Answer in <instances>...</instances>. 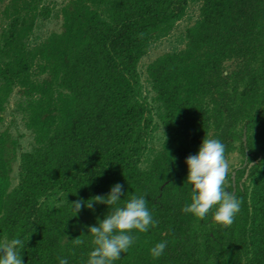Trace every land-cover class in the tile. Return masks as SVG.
<instances>
[{"label":"trees","instance_id":"1","mask_svg":"<svg viewBox=\"0 0 264 264\" xmlns=\"http://www.w3.org/2000/svg\"><path fill=\"white\" fill-rule=\"evenodd\" d=\"M191 2L200 8L184 46L146 67L148 100L139 62ZM59 13L60 29L31 44L50 4L9 0L2 11L0 120L19 88L33 143L21 151L0 132V243L22 238L23 264H86L88 230L108 206L75 215L71 203L119 183L121 204L143 195L157 223L115 264H264V0H67ZM229 60L238 65L227 74ZM204 137L221 140L226 158L237 149L242 157L224 184L241 201L227 227L215 209L203 221L182 210L191 193L185 161ZM162 240L165 253L153 259Z\"/></svg>","mask_w":264,"mask_h":264},{"label":"clouds","instance_id":"2","mask_svg":"<svg viewBox=\"0 0 264 264\" xmlns=\"http://www.w3.org/2000/svg\"><path fill=\"white\" fill-rule=\"evenodd\" d=\"M185 163L186 182L191 186V193L190 202L182 210L203 221L215 209L213 219L216 223L225 227L232 225L240 212L241 201L225 191L224 184L230 166L223 142L204 137L197 153L190 155ZM125 191L124 186L117 183L111 186L106 196H96L88 201L78 199L71 203L75 215L82 207L92 209L94 203L108 206L104 218L88 230L94 247L86 264H115L121 259V254L134 245L137 233H147L150 227L156 225L148 201L143 195L133 196L121 204ZM24 247L25 241L19 237L0 243V264H23ZM166 247V240L156 243L150 249L152 258L159 259L163 256ZM58 264H69V261L58 257Z\"/></svg>","mask_w":264,"mask_h":264},{"label":"rangeland","instance_id":"3","mask_svg":"<svg viewBox=\"0 0 264 264\" xmlns=\"http://www.w3.org/2000/svg\"><path fill=\"white\" fill-rule=\"evenodd\" d=\"M9 0H0V27L3 24L2 11ZM67 0H44V3H48L51 6V14L47 18H39L36 22L29 42L35 44L44 40L50 33L58 31L61 27L62 19L59 13L60 8L65 5ZM200 3L191 2L189 4L187 15L179 21L174 29L167 35L157 41L153 42L147 52V54L141 58L138 69L141 73V80L145 87L144 93L148 95V100H151L153 93L150 92V84L147 80L146 67L157 57L164 53L171 52L174 49H179L184 46L183 34L187 26L192 24L199 14ZM238 61L229 60L224 64V72L229 74L236 69ZM22 92L19 88H15L11 94L6 109L3 112V118L0 120V132L4 129H8L14 138H18L20 150L24 151L30 149L33 143V135L25 127L26 117L19 111L18 105L22 101ZM157 120V119H156ZM164 132L162 127L157 128L153 133V138L150 142V146L154 149H158L163 141ZM229 162V173L242 161L239 150L231 152L227 158ZM18 161L15 163L14 171L12 173V184L15 185L18 179L17 173ZM4 243H7L4 241Z\"/></svg>","mask_w":264,"mask_h":264},{"label":"water","instance_id":"4","mask_svg":"<svg viewBox=\"0 0 264 264\" xmlns=\"http://www.w3.org/2000/svg\"><path fill=\"white\" fill-rule=\"evenodd\" d=\"M245 138H246V137H245V135H244V136H243V139L245 140ZM251 165H253V162L249 164V167H250ZM246 176H247V172H246L245 177H246ZM232 177H233V184H234V182H235V179H234V178H235V172L232 173ZM233 192H235V190H233Z\"/></svg>","mask_w":264,"mask_h":264}]
</instances>
